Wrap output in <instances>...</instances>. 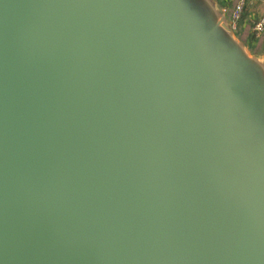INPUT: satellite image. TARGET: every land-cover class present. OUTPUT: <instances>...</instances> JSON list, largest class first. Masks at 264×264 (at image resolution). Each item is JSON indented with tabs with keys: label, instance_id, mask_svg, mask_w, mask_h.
I'll use <instances>...</instances> for the list:
<instances>
[{
	"label": "water",
	"instance_id": "1",
	"mask_svg": "<svg viewBox=\"0 0 264 264\" xmlns=\"http://www.w3.org/2000/svg\"><path fill=\"white\" fill-rule=\"evenodd\" d=\"M0 264H264V56L217 0H0Z\"/></svg>",
	"mask_w": 264,
	"mask_h": 264
},
{
	"label": "crops",
	"instance_id": "2",
	"mask_svg": "<svg viewBox=\"0 0 264 264\" xmlns=\"http://www.w3.org/2000/svg\"><path fill=\"white\" fill-rule=\"evenodd\" d=\"M241 0H232V10ZM246 8L240 21V28L236 34L252 51L264 56V33L258 35L254 32V25L264 18V0H245ZM230 11V13L232 12ZM255 37V40H253Z\"/></svg>",
	"mask_w": 264,
	"mask_h": 264
},
{
	"label": "built area",
	"instance_id": "3",
	"mask_svg": "<svg viewBox=\"0 0 264 264\" xmlns=\"http://www.w3.org/2000/svg\"><path fill=\"white\" fill-rule=\"evenodd\" d=\"M246 1L245 0H241L239 1L236 6L234 7V9L232 10V12L229 15V12L227 10L224 9V11L230 16L232 24H233V28L234 31L237 32L238 27H239V22L241 21L242 17H243V13L245 11L246 8ZM254 32L258 35H261L264 33V18L261 19L259 22H257L254 25L253 28Z\"/></svg>",
	"mask_w": 264,
	"mask_h": 264
},
{
	"label": "trees",
	"instance_id": "4",
	"mask_svg": "<svg viewBox=\"0 0 264 264\" xmlns=\"http://www.w3.org/2000/svg\"><path fill=\"white\" fill-rule=\"evenodd\" d=\"M217 1L223 9L227 10L228 12H230L232 10V8H231L232 7V0H217ZM238 28H240V22H239ZM253 38H254L253 40H255V37H253Z\"/></svg>",
	"mask_w": 264,
	"mask_h": 264
},
{
	"label": "rangeland",
	"instance_id": "5",
	"mask_svg": "<svg viewBox=\"0 0 264 264\" xmlns=\"http://www.w3.org/2000/svg\"><path fill=\"white\" fill-rule=\"evenodd\" d=\"M229 15H230V12H229Z\"/></svg>",
	"mask_w": 264,
	"mask_h": 264
}]
</instances>
